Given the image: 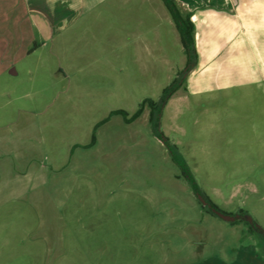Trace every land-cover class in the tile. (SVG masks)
<instances>
[{
	"label": "rangeland",
	"instance_id": "obj_1",
	"mask_svg": "<svg viewBox=\"0 0 264 264\" xmlns=\"http://www.w3.org/2000/svg\"><path fill=\"white\" fill-rule=\"evenodd\" d=\"M123 13L101 36L93 18L31 55L25 22L20 49L0 39V264H196L250 243L264 257V236L208 212L185 175L264 229V83L190 93L168 14L150 16L148 48L127 45ZM110 26L118 40L103 39ZM142 102L134 120L111 115Z\"/></svg>",
	"mask_w": 264,
	"mask_h": 264
},
{
	"label": "crops",
	"instance_id": "obj_2",
	"mask_svg": "<svg viewBox=\"0 0 264 264\" xmlns=\"http://www.w3.org/2000/svg\"><path fill=\"white\" fill-rule=\"evenodd\" d=\"M172 1L182 14L190 16L194 25L196 63L186 76L188 92L201 93L264 83V0ZM120 4H124V8L119 9ZM120 10L125 14L127 45L130 42L143 43L149 48L144 28L151 21L150 16L154 17L155 23H160L167 14L181 41L164 0H0L1 45L17 44L20 49L23 22L27 29L37 34L32 41L35 44H30L27 50L28 55L45 44L47 37L53 39L60 32L93 18L101 27V36L105 15L110 13L112 24V20L113 23L117 21ZM135 27L137 31L133 30ZM140 29L143 31H138ZM106 38L118 40L117 28L112 30L110 26L107 31L104 28L103 39ZM1 51L6 53V49ZM15 61L10 59L11 64ZM11 72L17 73L16 68ZM233 251L228 260L204 259L196 264H264V257L252 243L243 244Z\"/></svg>",
	"mask_w": 264,
	"mask_h": 264
},
{
	"label": "trees",
	"instance_id": "obj_3",
	"mask_svg": "<svg viewBox=\"0 0 264 264\" xmlns=\"http://www.w3.org/2000/svg\"><path fill=\"white\" fill-rule=\"evenodd\" d=\"M164 1H165V3L167 5V7H168L173 19H174V21L176 23L177 29H178V31L180 33V36H181L182 45H183L184 50H185L186 55H187L186 67H185V69L183 71V75H184L189 70H191L193 68V66L195 65V63H196L194 25H193V22H192L190 16L188 14H182L172 0H164ZM182 76L178 80L173 82V84L170 86L169 90H170L171 94L176 89H178L179 86L181 85L180 81L182 80ZM149 103L151 105L150 120L154 121L155 114L157 112V106H155V102L153 100H150ZM143 104L144 103L142 102V104L139 107V109L131 117H128V113L124 109L113 110L111 112V115L112 114H121L126 121L134 120L141 114V112L143 110ZM107 120H108L107 118L102 120L101 122L98 123V125H101L102 123H104ZM96 128H98V127H96ZM95 140H96V129H95V131L93 133L92 143H94ZM171 152H172V159L174 160V162L177 163L179 166H181V168L186 167V164H185L184 160L182 158H180L178 155L174 154L173 150H171ZM186 178L189 180L194 192H195V190H199L198 185H197L196 181L194 180V178L192 176H191V178H188L186 176ZM207 199L209 200L210 203H212L213 205H216L208 197H207ZM204 206H206V205H204ZM206 208H207L208 212H211V210L207 206H206ZM211 213H213V212H211ZM245 222L249 225V228L251 229V231H256L255 228L249 222H247V221H245Z\"/></svg>",
	"mask_w": 264,
	"mask_h": 264
},
{
	"label": "water",
	"instance_id": "obj_4",
	"mask_svg": "<svg viewBox=\"0 0 264 264\" xmlns=\"http://www.w3.org/2000/svg\"><path fill=\"white\" fill-rule=\"evenodd\" d=\"M186 176L188 178H191V175H189V173H187V172H186ZM195 194H196L197 199L203 205H206L211 210V212H213L215 215L221 217L224 220L231 221V222H233L237 219H240V218L244 219L245 221L249 222L255 228L256 232H258V233L262 234V236H264V229L258 223H256L254 221V219L252 218V216H250L249 214L226 212V211L220 209L218 206L210 203L209 200L207 199V197H205L199 190H195Z\"/></svg>",
	"mask_w": 264,
	"mask_h": 264
},
{
	"label": "flooded vegetation",
	"instance_id": "obj_5",
	"mask_svg": "<svg viewBox=\"0 0 264 264\" xmlns=\"http://www.w3.org/2000/svg\"><path fill=\"white\" fill-rule=\"evenodd\" d=\"M240 214H244V213L242 212V213H240Z\"/></svg>",
	"mask_w": 264,
	"mask_h": 264
}]
</instances>
